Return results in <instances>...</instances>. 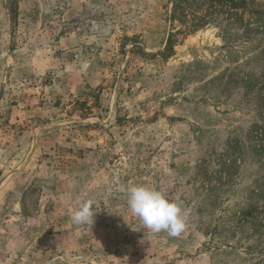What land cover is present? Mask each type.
<instances>
[{"label":"rangeland","instance_id":"rangeland-1","mask_svg":"<svg viewBox=\"0 0 264 264\" xmlns=\"http://www.w3.org/2000/svg\"><path fill=\"white\" fill-rule=\"evenodd\" d=\"M171 1L0 0V264L255 262L237 216L264 202L247 199L264 176V36L209 26L167 59L141 54L164 48ZM132 185L179 203L186 229H145ZM89 199L94 224L74 225Z\"/></svg>","mask_w":264,"mask_h":264},{"label":"trees","instance_id":"trees-1","mask_svg":"<svg viewBox=\"0 0 264 264\" xmlns=\"http://www.w3.org/2000/svg\"><path fill=\"white\" fill-rule=\"evenodd\" d=\"M169 22L171 31L162 51L147 54L139 49L141 54L150 58L167 59L174 53L176 36L190 34L209 26H222L224 30H229L226 38L236 42L248 40L258 34L264 36V3L259 4L257 0H172ZM132 49L135 51L138 48L134 46ZM258 89L256 96L264 102L262 87ZM259 109L262 110V105ZM254 185L258 190L252 191L247 199L264 201V176L256 180ZM237 218L241 228L248 225V240H254L258 246L250 253V256L256 255L253 264H264V202L258 206L246 204L239 210Z\"/></svg>","mask_w":264,"mask_h":264},{"label":"clouds","instance_id":"clouds-1","mask_svg":"<svg viewBox=\"0 0 264 264\" xmlns=\"http://www.w3.org/2000/svg\"><path fill=\"white\" fill-rule=\"evenodd\" d=\"M127 197L130 212L138 217L143 227L154 233L167 232L179 236L187 226V217L179 203L169 200L161 191L146 185L121 187ZM94 201L86 200L73 211L72 223L77 226L94 224Z\"/></svg>","mask_w":264,"mask_h":264}]
</instances>
